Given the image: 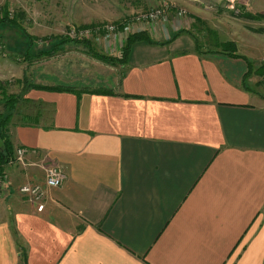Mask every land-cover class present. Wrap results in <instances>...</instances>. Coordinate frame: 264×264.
I'll list each match as a JSON object with an SVG mask.
<instances>
[{"label": "crops", "instance_id": "crops-1", "mask_svg": "<svg viewBox=\"0 0 264 264\" xmlns=\"http://www.w3.org/2000/svg\"><path fill=\"white\" fill-rule=\"evenodd\" d=\"M145 28L100 91L23 93L0 165V264H264V93L250 54L197 50L184 19ZM51 166L59 188L44 187ZM23 185L43 187L41 212Z\"/></svg>", "mask_w": 264, "mask_h": 264}, {"label": "rangeland", "instance_id": "rangeland-1", "mask_svg": "<svg viewBox=\"0 0 264 264\" xmlns=\"http://www.w3.org/2000/svg\"><path fill=\"white\" fill-rule=\"evenodd\" d=\"M159 8H168L165 19H184V27L202 49L232 41L239 54H250L253 73L264 62V32L260 31L264 20L244 18L245 14L264 16V0H0V17L7 12L8 19H16L23 30L0 26V86L11 95L21 93L24 80L77 90L103 89L118 80L122 68L96 60L83 43L89 42L98 54L117 57L128 37L146 29L135 18ZM105 26L114 27L115 36L93 33V40H67L71 28ZM26 38L32 40L33 55L24 59ZM253 79L264 93V77L255 74Z\"/></svg>", "mask_w": 264, "mask_h": 264}, {"label": "trees", "instance_id": "trees-1", "mask_svg": "<svg viewBox=\"0 0 264 264\" xmlns=\"http://www.w3.org/2000/svg\"><path fill=\"white\" fill-rule=\"evenodd\" d=\"M0 17V26L2 27H8V28H15L17 30H19L20 32H22L23 30L21 29L20 25L16 22V19H12L9 20L7 17V12L4 11L3 13V18ZM244 18L247 19H253V20H264V16L263 15H256V16H252L250 14H245ZM263 31L264 30H260ZM25 35V34H24ZM145 40L147 39V37L144 34H135L132 35L130 37L127 38V41L125 43V45L123 46V49L121 51V53L117 56H107L105 54H98L97 52H94L91 47H90V43L89 42H84L83 44L89 49V54L95 58L96 60L100 61L101 63H104L108 66L111 67H116V65H120L121 67H123L126 64L127 61V55H128V50L129 47L131 45L132 42H135L137 40ZM25 40H27V46H26V51L24 52V59H27V57H29V55H33L32 53V40L29 38H26ZM69 41H72L71 39H67ZM197 43V50L201 49V46L199 45L198 41L196 40ZM220 50V51H224L226 52L228 55H230L231 57H235V58H242L244 59L241 55L237 54V49H236V45L234 42L232 41H226V42H221V43H215L214 44V48H210L207 49L209 52H212L213 50ZM55 51V48H54ZM51 53H44L43 55H50ZM246 60V59H244ZM247 61V65H248V69L249 71L253 72V68H252V64L250 61ZM254 73L260 77H264V62H262L259 67H257L254 70ZM23 89L21 90L20 94L14 95V94H7L4 91V88L0 86V105L3 107L2 110L0 111V138L2 140H4V149L0 150V165L4 162H7V160L10 158V154H11V148L8 145V142L5 140L6 136H5V131H6V127L11 119V117L13 116V114L16 112L17 106L20 103L21 97L23 95V93L29 91L30 89H45V90H56V91H72L73 88L67 87V86H41V85H35V84H31L30 82L24 80L23 81ZM100 91L101 89H95L93 91ZM81 91H88L86 89H81Z\"/></svg>", "mask_w": 264, "mask_h": 264}, {"label": "built area", "instance_id": "built-area-1", "mask_svg": "<svg viewBox=\"0 0 264 264\" xmlns=\"http://www.w3.org/2000/svg\"><path fill=\"white\" fill-rule=\"evenodd\" d=\"M168 8H159L154 9L149 12L143 13L135 18V21L137 24L141 27H144L147 24L156 23L157 21L161 19H165L167 14ZM116 29L112 26H105L102 28H96L94 30H78L75 28H71L69 30V38L71 40H77V41H87V40H93V36L95 34L93 33H113ZM104 39L108 38L109 35H103ZM2 52V46H0V53ZM25 154V150L23 149H17L15 152V161L23 164V156ZM45 178H44V187L45 188H59L61 187L65 180L66 175L63 172V170L60 167L57 166H51L46 168L45 170ZM6 190V177L4 174L0 172V199L4 196ZM18 192L27 198V200L36 206V210L38 212H41L43 210V204L42 200L44 198V190L43 187L40 185H23L19 187Z\"/></svg>", "mask_w": 264, "mask_h": 264}, {"label": "water", "instance_id": "water-1", "mask_svg": "<svg viewBox=\"0 0 264 264\" xmlns=\"http://www.w3.org/2000/svg\"><path fill=\"white\" fill-rule=\"evenodd\" d=\"M3 149H4V145H3V142H2V140L0 138V150H3Z\"/></svg>", "mask_w": 264, "mask_h": 264}]
</instances>
